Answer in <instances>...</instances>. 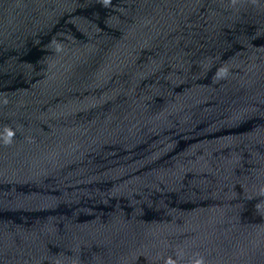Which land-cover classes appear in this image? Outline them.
<instances>
[{"label":"water","instance_id":"obj_1","mask_svg":"<svg viewBox=\"0 0 264 264\" xmlns=\"http://www.w3.org/2000/svg\"><path fill=\"white\" fill-rule=\"evenodd\" d=\"M227 2L0 0V264H144Z\"/></svg>","mask_w":264,"mask_h":264},{"label":"clouds","instance_id":"obj_2","mask_svg":"<svg viewBox=\"0 0 264 264\" xmlns=\"http://www.w3.org/2000/svg\"><path fill=\"white\" fill-rule=\"evenodd\" d=\"M9 135H10V136H11V135H14V133H11V132H10ZM169 264H171V262H169ZM196 264H201V262H200V261H197Z\"/></svg>","mask_w":264,"mask_h":264}]
</instances>
